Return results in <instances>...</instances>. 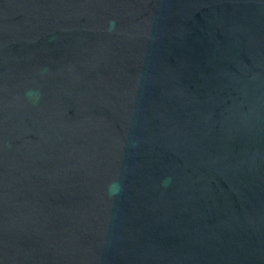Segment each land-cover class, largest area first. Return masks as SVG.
Returning a JSON list of instances; mask_svg holds the SVG:
<instances>
[{
	"label": "water",
	"instance_id": "obj_1",
	"mask_svg": "<svg viewBox=\"0 0 264 264\" xmlns=\"http://www.w3.org/2000/svg\"><path fill=\"white\" fill-rule=\"evenodd\" d=\"M0 264H264V0H0Z\"/></svg>",
	"mask_w": 264,
	"mask_h": 264
}]
</instances>
